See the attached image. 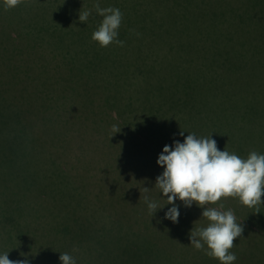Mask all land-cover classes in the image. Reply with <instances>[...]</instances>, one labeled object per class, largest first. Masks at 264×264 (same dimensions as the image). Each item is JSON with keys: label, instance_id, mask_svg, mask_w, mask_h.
I'll use <instances>...</instances> for the list:
<instances>
[{"label": "trees", "instance_id": "1", "mask_svg": "<svg viewBox=\"0 0 264 264\" xmlns=\"http://www.w3.org/2000/svg\"><path fill=\"white\" fill-rule=\"evenodd\" d=\"M97 3L123 13V46L112 43L99 50L98 42L90 44V32L103 19L96 14ZM72 8L92 15L86 23L79 14L68 21ZM35 9L37 18L25 12ZM189 25L195 30L191 36L180 29ZM65 27L64 39H56L55 31ZM151 31L159 36L152 42L156 46L161 40L166 52L155 60L150 58L155 47L146 37ZM166 57L184 60L180 71L185 73L168 74L159 63ZM134 111L136 117L130 115ZM52 112L60 118L55 124ZM189 133L211 135L220 150L243 158L252 151L264 154V0H22L9 10L0 2V254L9 252L10 260L29 264H62L63 250L35 255L33 245L55 237L68 241L72 235L65 250L86 264H128L155 253L175 257L182 246L179 237L207 226L203 209L177 200L180 216L173 223L165 219L172 205L152 216L144 196L167 203L155 187L163 171L156 161L165 145L183 142ZM51 138H58L57 144ZM71 141L79 143L83 159L95 161L94 154L102 152L110 159H101L99 169L105 162L110 173H131L134 182L118 179L112 190L94 191L90 182L96 173L88 167L86 176L68 182L75 197L68 205L45 202L16 176L17 162L29 158L38 165L41 158L42 171L52 177V165L63 172L73 163L63 144ZM145 187L149 191L140 194ZM74 202L99 221L117 222L113 234L97 230L94 237L102 248L92 250L84 236L69 234L71 226L81 228L70 212ZM207 206L231 209L241 224V237L230 249L235 264H264V204L250 208L238 198L222 197ZM150 221L160 223V238L148 236ZM141 229L155 251L135 242Z\"/></svg>", "mask_w": 264, "mask_h": 264}, {"label": "clouds", "instance_id": "2", "mask_svg": "<svg viewBox=\"0 0 264 264\" xmlns=\"http://www.w3.org/2000/svg\"><path fill=\"white\" fill-rule=\"evenodd\" d=\"M21 2L3 0L4 10L15 8ZM95 11L103 19L93 32L92 40L100 47L112 43L123 46L124 42L119 39L123 20L121 10L111 6L101 8L97 3ZM91 15V10L84 11L79 14V21L86 23ZM156 163L163 171L157 176L155 187L160 190L162 198L167 197L164 199L167 203L161 206L145 195L151 215L166 205H172L167 208L165 219L178 223L180 211L175 202L179 200L185 207H192L195 203L203 209L202 217L207 219L208 224L191 230L190 246L204 250L220 264H235L237 256L230 249L234 240L241 237V224L231 209L221 211L207 205L216 204L222 197L238 198L241 204L250 208L264 204V154L252 151L247 158H243L226 148L220 150L211 135L199 137L189 133L183 142L176 140L172 145H165ZM144 190L145 193L149 191L146 187ZM59 259L62 264H76V259L67 252L61 253ZM0 264H29V261L10 260L9 252H6L0 254Z\"/></svg>", "mask_w": 264, "mask_h": 264}, {"label": "rangeland", "instance_id": "3", "mask_svg": "<svg viewBox=\"0 0 264 264\" xmlns=\"http://www.w3.org/2000/svg\"><path fill=\"white\" fill-rule=\"evenodd\" d=\"M29 1L32 2V0H29ZM0 2L2 3L3 0H0ZM71 11H70V13L67 12V14H66V16L68 17V21H70V19L73 15L78 19V14H82L80 12L79 8H72ZM25 12L26 13L29 12L28 14L32 18H37V15L40 13L39 9H35L33 11L25 10ZM70 24H72V23H70ZM124 26H127V25H122L121 27H124ZM98 27H99V24H98ZM180 29L183 30L185 32V34L188 36H191V34H195V30L192 29V27L190 25L186 26V29L183 26L180 27ZM65 31H67V28H66V30H60V31L56 30L55 35H54L55 38L56 39H64ZM94 31L95 30H92L90 32V37H89L90 44L92 41V34ZM153 32L154 31H151L150 34L146 35V37H147L148 45H150L151 47H153V45H154V47H155L154 52L156 53V55H152L150 57L151 59L155 60V59L163 56L162 54L165 52V49L163 48L164 43L161 40H160V42L158 41L156 43V46H155V43L152 42L151 38H157L156 33L155 32L153 33ZM153 34H154V36H153ZM157 39L159 40V36ZM214 39L219 40L218 37H214ZM222 40L223 39L221 37L220 41H222ZM97 48L99 50L101 49V47H99L98 45H97ZM165 54H166V52H165ZM159 63H161L163 65V69H165V71L168 74L179 76V75H183L185 73V71H180V70H182V65L184 63V60H182L181 58L170 59V57H166V58L159 59ZM115 73L118 74L117 72H115ZM135 111H134V113H132L130 115L136 117ZM139 112H140L142 118L146 119V117H143L144 111L142 109L141 110L139 109ZM137 115H139V114H137ZM64 116L69 118V115L65 114ZM51 119H52L51 122L53 124H55L56 120H58L60 118H59L57 113L52 112L51 113ZM69 120L71 121V119H69ZM63 121L66 122V119L65 120L63 119ZM149 121L151 124H154L153 122L155 120L153 118H150ZM46 127L50 128L49 125H47ZM51 141L55 142L57 144L58 138H51ZM63 144H64L66 150L68 151L67 153L72 155L73 163H71L65 169L63 168V172H59V170L56 169L52 165V169H50L52 171V173H51L52 177H49V175L46 172L42 171V168L44 166V162L41 158H39V159L37 158L38 165L32 163L31 161L29 162V158L25 159L24 164L21 161V162H17V165H16V169H17L16 176L18 178H20L22 181H26L27 183H29L32 187L35 188V190L39 191L40 197L45 202L50 203V202L57 199L58 201H61V202L68 205V199H74L75 198L73 193L68 190L69 189L68 188V182H70V183L74 182L75 178L79 179V178H81V176H83V174H84V176H86L87 171H88V167L91 169L92 173H96L95 179H94V184L97 187H94V184L92 182H90V180L84 182V184L88 185L90 182V186L92 189H94V191H98L99 189L104 188V187H106L107 190H112L113 189L112 181L118 180V179H120V180L125 179L126 181L134 182L131 179V173H127V174H123L120 172L110 173L109 168H107L105 166V162L103 163V167L101 166V169H99L101 159L102 160L104 159L106 162H109L110 157L108 155H105L102 152L101 153L96 152L94 154L95 161H91V159L88 158L87 156H86V159H83L81 152L78 151L79 143L77 141H71V143L63 142ZM6 162L8 163V158L6 159ZM14 165H15V162H14ZM39 165H40V167H39ZM46 167H48V165H46ZM14 170H15V167H14ZM97 180H98V182H97ZM139 191H140V194H142V193L146 194L144 189H140ZM78 204H79V202H74L71 205V206H73L72 208L74 210H76L78 213L73 212L72 208H70V212L74 213L78 217L79 221L81 222V228H76L74 226H71V231L69 234L70 235L71 234H75V235L81 234L82 236L85 237L84 238L85 241L90 245L92 250H98L99 247L102 248V245L100 244V246H99L97 238L94 237L97 233V230L105 229L108 234H113L114 229H116V227H117V222L110 217H108V219H106V220L103 218H100L102 221L101 222L93 216V212L91 210H84L82 212L83 209L81 210V206H79ZM50 211L52 213V208ZM149 224L150 225L148 226V230L151 232L148 236L155 237V239L160 238V235L162 234L160 223H154L153 224V222L150 221ZM148 236H146L145 230L141 229L140 231H138L136 238L134 240L137 244L144 245L146 247V249L149 250L154 246L147 244L146 240L149 239ZM179 238H180L179 242L181 243V245L183 247L181 246L179 249H177L178 252H176L175 257L160 258L158 253H155L156 254L155 258L154 257H152V258L148 257L146 260L145 259H138L134 263H133L132 258L128 259L130 261V263H128V264H155V263H157V264H220L218 260L211 258L208 255H206L204 250L197 251V252H193L191 250L189 251V246H190L189 235H183ZM70 240H72V235H71ZM70 240L64 241L58 237H55L53 240H51L49 243H47L46 240L41 239L39 242H36L33 245V249L35 251L34 254L35 255L41 254V253H53V254H55V253L59 252L60 250H63L62 253L68 252L65 249H70L69 245H68V243L72 244V242ZM108 240H110V238L107 236V241ZM176 241H177V239H176ZM152 250L155 251L156 249L152 248ZM168 251H171V250L169 249ZM230 251L234 252V250H230ZM105 255L108 257V259H110L109 253H106ZM76 264H86V263L85 262L82 263V261L79 262L78 260H76ZM96 264H101L100 260L96 261ZM120 264H123V263H120Z\"/></svg>", "mask_w": 264, "mask_h": 264}]
</instances>
